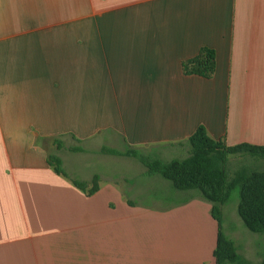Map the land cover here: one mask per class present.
I'll return each mask as SVG.
<instances>
[{"label": "crops", "instance_id": "crops-1", "mask_svg": "<svg viewBox=\"0 0 264 264\" xmlns=\"http://www.w3.org/2000/svg\"><path fill=\"white\" fill-rule=\"evenodd\" d=\"M203 47L212 77L184 75ZM198 126L264 146V0H0V264H215L210 204H137L159 176L99 152L169 161ZM249 246L236 248L259 263Z\"/></svg>", "mask_w": 264, "mask_h": 264}, {"label": "trees", "instance_id": "trees-1", "mask_svg": "<svg viewBox=\"0 0 264 264\" xmlns=\"http://www.w3.org/2000/svg\"><path fill=\"white\" fill-rule=\"evenodd\" d=\"M181 69L184 75L211 78L215 70L214 51L201 48L197 55L182 62ZM186 142L189 147L188 156L169 161L143 156L129 147L122 152L110 148H102L99 152L134 159L146 168L148 175H156L168 181L176 191L190 192L188 198L178 204L192 199H200L210 204V215L218 225L213 253L215 264H252L238 253L232 239L223 233L221 210L232 200L233 192L236 191L237 215L251 233L261 238L264 245V170L242 166L231 177L227 173L230 156L247 155L264 160V146L245 143L227 146L221 140L211 139L203 126H198ZM54 145L56 149L62 148L57 139L54 140ZM68 150L83 152L80 147H70ZM46 162L55 174L68 179L86 195L90 196L97 191V176L89 182L74 180L64 173L61 160L57 156L48 154ZM258 264H264V257Z\"/></svg>", "mask_w": 264, "mask_h": 264}, {"label": "rangeland", "instance_id": "rangeland-1", "mask_svg": "<svg viewBox=\"0 0 264 264\" xmlns=\"http://www.w3.org/2000/svg\"><path fill=\"white\" fill-rule=\"evenodd\" d=\"M169 159H183L186 158V154L182 152L177 153H169L168 155ZM252 157L244 155V156H230L227 164V173L228 177H231L233 173L239 169L242 166H248L255 170H264V160L263 161H248V159H251ZM254 159V158H252ZM260 160V159H255ZM116 161V160H112ZM119 161V160H117ZM124 161H135L132 159H124ZM100 171L102 170L101 168ZM112 171L120 172L126 175L128 178H134V186H148L147 180L140 175H137L136 171L137 169H133L130 167V165L126 164H119V163H112ZM158 182L155 181L151 184L152 189L149 190L147 193H144V195H141L139 197L135 198V201L138 202L137 204H141L144 206L153 205V206H169L172 204H178L182 201H184L189 195L190 192H175L171 186V184L162 179L158 178ZM236 191L233 192L232 200L225 206L222 207L221 210V219H222V231L226 236H229L228 234H235L236 239L235 243L238 249L242 248V244L249 242L250 246L249 249H251L252 253H256L257 256L260 257V260L264 257V245L261 240V238L251 233L243 224L242 220L239 218L236 212ZM234 230V231H232ZM232 231V233H231ZM258 264V263H254Z\"/></svg>", "mask_w": 264, "mask_h": 264}]
</instances>
